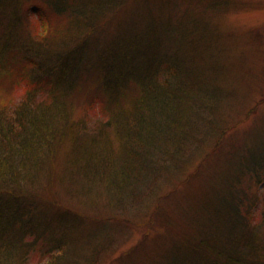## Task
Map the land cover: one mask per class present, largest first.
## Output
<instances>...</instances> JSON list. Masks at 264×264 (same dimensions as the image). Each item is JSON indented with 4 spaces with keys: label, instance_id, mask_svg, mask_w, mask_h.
<instances>
[{
    "label": "trees",
    "instance_id": "1",
    "mask_svg": "<svg viewBox=\"0 0 264 264\" xmlns=\"http://www.w3.org/2000/svg\"><path fill=\"white\" fill-rule=\"evenodd\" d=\"M21 1L0 0V55L21 65L9 78L0 71V264H25L34 245L51 255L62 242L19 189L53 146L70 145L62 181L119 204L156 189L206 135L218 134L219 147L230 129L225 37L208 16L230 0H139L130 19L119 13L127 0H35L25 31ZM263 145L230 155L235 165L197 197L163 264H264V191L244 186L264 187Z\"/></svg>",
    "mask_w": 264,
    "mask_h": 264
},
{
    "label": "rangeland",
    "instance_id": "2",
    "mask_svg": "<svg viewBox=\"0 0 264 264\" xmlns=\"http://www.w3.org/2000/svg\"><path fill=\"white\" fill-rule=\"evenodd\" d=\"M34 3L35 0H22L16 9L21 23L24 22L23 31L27 21L36 19L31 8ZM140 3L127 0L119 8L120 18L130 19L140 11ZM208 16L212 25L224 34V53L220 55L229 66L226 81L231 100L222 118L230 129L221 137L219 147L214 146L218 134L206 135V140L189 153L180 168L159 179L152 193L143 192L116 204L114 196L109 201L98 188L88 194H78L74 184L69 186L67 181H62L67 176L64 158L70 145L53 146V155L46 154L35 176L26 175L19 189L24 192L22 196L37 203L39 223L47 220L62 242L50 249L51 255H43L36 245L26 249L25 264H46L50 256L63 264H163L172 243L177 241L175 232L192 223L190 207L196 205L197 197L204 194L209 183H221L229 173L228 165H235L230 155L240 154L244 147L256 141L264 144V0H230L221 11H213ZM18 33L23 36L22 31ZM3 55H0V71L7 69L5 75L9 78L10 71L21 66L17 63L20 58L8 62ZM8 78L4 80L11 84ZM3 86L0 95L7 96ZM13 93L19 96L23 89ZM73 114L80 112L75 110ZM247 185L256 195L264 191V187L247 184L245 180L244 186ZM170 191L172 196L160 200ZM56 216L66 219L67 228L61 227ZM186 230L191 233L190 226ZM30 239V236L26 238Z\"/></svg>",
    "mask_w": 264,
    "mask_h": 264
}]
</instances>
